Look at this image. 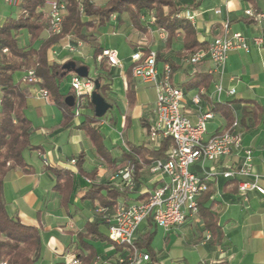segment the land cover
<instances>
[{
  "label": "crops",
  "instance_id": "crops-1",
  "mask_svg": "<svg viewBox=\"0 0 264 264\" xmlns=\"http://www.w3.org/2000/svg\"><path fill=\"white\" fill-rule=\"evenodd\" d=\"M92 1L98 5L107 2ZM176 1L186 7L183 13L195 15L192 24L200 42L210 44L223 33L224 25L228 22L232 31L240 32L249 43L248 51H229L221 76L212 72L213 63L205 58L201 65L202 72L211 78L200 87L190 84L195 69L183 56V35L179 34L168 43L167 31L156 25L151 13L142 15L138 23L132 21L127 11L113 13L107 24L96 23L84 29L89 35L88 40L69 34L49 50V58L62 65L75 61L77 65L88 66L90 77L97 71L107 73L103 83L108 86L100 93L113 107L105 116L97 118L93 107L79 104L71 84L77 74L68 72L60 75V91L64 101L67 95H76V105L71 107L75 110L73 122L65 127L63 108L49 97L45 98L39 84L30 86L26 114L33 124V148L23 152L30 171H9L4 181V194L9 203V212L18 216L24 224L37 226L40 230L42 246L35 264H66L73 257H77L81 263V255H86L92 249L97 254L93 264H119L124 254L123 249L107 240L109 223L104 216H112L115 209L104 207L99 200L92 199L90 189L94 184L101 185L108 181H115L120 186L119 179L112 180L116 170L111 162L115 160L114 165L120 164L129 147L142 145L147 150L155 148L149 141V130L156 118L157 90L153 82H144L133 76L135 62L132 55L135 53L144 56L150 50L156 51L160 74L165 64L173 65V83L183 89V110L193 122L201 112L212 111L213 118L207 122L206 138L231 126L228 117L231 111L234 121L238 120L237 128L243 146L252 150L253 165L261 175L259 184L264 188V43L258 45L254 42L255 37L264 39V19L256 20L245 13L251 7L264 12V2L200 0L190 8L189 5L196 0ZM1 4L7 7V12ZM43 10L49 11L47 3ZM17 14L18 6L0 0V25L9 16ZM98 27L109 29L110 44L102 45L95 33ZM44 35L49 36V31L46 30ZM98 41L99 45L95 46L94 43ZM28 42L29 38L22 45ZM39 44L37 42L35 45ZM67 44L75 46L76 50L71 51ZM99 47L116 49L121 66L113 67L99 56L96 58L95 52ZM90 59H93L92 63L88 62ZM68 76L66 83L64 79ZM22 78L24 74L17 75V79ZM217 82L222 83V92L216 90ZM231 89L235 90L232 95L229 93ZM197 94L200 95L199 104L194 102ZM93 117L96 118L94 125L104 135L111 161L99 155L92 139L80 128L83 122ZM152 158V155H147V159ZM73 159L76 162H72ZM154 161L151 165L144 164L128 196L120 200L142 201L149 191L168 181V176L151 171ZM241 161V154H232L205 161L204 166L201 161L191 166V170L200 176L204 177L206 171L214 174L208 179V194L200 196L198 200L204 209L197 217H189L178 226L190 230L189 234H184L176 242L190 253V257L186 254L179 257L184 264H264V193L252 190L244 197L238 189L240 177L227 178L221 174L238 166ZM59 170L64 171L58 172L61 176L57 174ZM98 208L102 212H98ZM205 212L214 217L210 225L205 219ZM89 225H93L90 232L87 231ZM156 226L147 219L140 225L136 236L152 233V244ZM166 231L170 232V229ZM152 250L154 262L147 264H163L162 256L157 257L155 250Z\"/></svg>",
  "mask_w": 264,
  "mask_h": 264
},
{
  "label": "trees",
  "instance_id": "trees-1",
  "mask_svg": "<svg viewBox=\"0 0 264 264\" xmlns=\"http://www.w3.org/2000/svg\"><path fill=\"white\" fill-rule=\"evenodd\" d=\"M200 0L194 1L190 6L194 7ZM47 0H22L18 6L17 16H9L0 25V44L8 51L0 56V87L2 90V103L0 107V261L7 264H35L41 252L42 240L40 230L37 226L24 224L18 216L11 214L8 210V202L4 194V181L7 173L12 169H21L29 172V165L26 162L23 152L32 149L31 135L33 124L27 117V99L30 95L31 87L39 84L47 89L51 101L59 104L64 111L63 125L68 127L73 122L75 116L74 108L65 104L64 95L60 91V75L62 64L49 58V50L55 43L61 41L69 34H73L80 39L88 40L89 35L84 32L85 28L107 24L113 13H130L132 21L138 23L142 15L151 13L155 18L158 27L163 28L168 33L167 42L175 40L179 34L183 35V56L195 69V76L192 78L191 86L200 87L210 81V76L202 71L203 60L191 63L189 59L198 51H207L209 44L200 42L197 31L191 20L184 12L183 7L176 0H107L106 4L98 5L92 0H67L68 12L63 23V30L60 34H50L45 36L48 30V12L43 8ZM84 15V18H83ZM92 17H95L92 19ZM23 29L29 32V42L27 45L19 43V36ZM40 42L38 46L35 44ZM104 48H97L95 57L100 56ZM105 65V64H103ZM172 69L173 65L170 64ZM34 70L39 82H29L17 79L18 74H27L29 70ZM99 68L98 70H100ZM174 70V69H173ZM109 75V74H108ZM107 73L97 71L91 78L99 79L101 83L100 92L108 86L103 83ZM91 106L94 108L91 98L85 96L81 99V106ZM229 124L232 125L234 117L229 110ZM95 117L90 121H85L80 128L85 130L92 139L98 153L105 159L111 161L109 152L104 144V135L96 125ZM150 131V130H149ZM224 132V131H222ZM221 132V133H222ZM174 145V140L168 138L164 140L159 148L147 150L144 146H131L123 154L122 162L114 165L118 169L132 162L135 165L134 182L138 179L139 173L144 164L151 165L154 160H167L169 152ZM147 155L152 159H147ZM64 171H57L59 176ZM121 181V180H120ZM132 188L121 181L120 186L115 181H108L105 184H94L91 189V197L104 207L116 209L120 199L126 198ZM209 190L202 195L208 194ZM201 195V196H202ZM148 197L146 194L145 200ZM204 209L202 202H199V212ZM207 224L214 219L213 215L204 213ZM152 223V218H149ZM155 224V223H154ZM89 225L87 231H92ZM152 233L135 239L136 245L149 253L151 262L154 252L151 248ZM109 239V237L107 238ZM120 249L123 247L118 246ZM124 250V249H123ZM96 251L90 250L86 255H81L80 264H93L96 259ZM125 255V251L124 254ZM58 264H65L64 262Z\"/></svg>",
  "mask_w": 264,
  "mask_h": 264
},
{
  "label": "built area",
  "instance_id": "built-area-1",
  "mask_svg": "<svg viewBox=\"0 0 264 264\" xmlns=\"http://www.w3.org/2000/svg\"><path fill=\"white\" fill-rule=\"evenodd\" d=\"M11 6H19L22 0H4ZM264 2V0H255ZM48 31L50 34H60L63 30V23L68 12L67 0H47ZM245 13L256 20L264 19V12L248 8ZM187 17L194 23L195 15L187 13ZM254 42L258 45L264 43L262 37H255ZM71 51L76 47L67 44ZM233 49L249 50L247 39L240 33L232 31L229 23L224 25L223 33L214 38L209 44L207 51L194 53L189 61L197 63L209 58L213 63L212 72L220 76L224 68L229 51ZM0 44V56L7 52ZM106 60L110 66H121L118 51L113 48H104L99 56ZM135 65L132 69L133 76L144 82H153L157 90V101L155 107V121L149 131V141L155 148H159L162 142L168 138L174 140V145L169 152L167 160L157 159L151 167L155 174L168 176V181L159 187L149 191L148 197L143 201L128 202L118 201L115 212L112 216L105 215L109 223L108 237L116 245L123 247V255L119 264H147L151 261L150 255L140 249L136 243V233L140 225L147 219L152 218L153 222L165 229H172L184 224L189 217L199 215V197L209 189L208 179L214 174L206 171V175L200 176L191 170V166L199 161L204 166L205 161H214L222 156L241 154L242 161L238 166L222 171L221 174L227 178L240 177L238 189L242 196L252 190L264 193V188L259 184L261 175L253 165L252 150L244 147L242 136L238 130V120L222 133L206 138L207 122L213 118L212 111L201 112L196 122H193L184 113V91L173 83V69L170 64H165L160 74L157 67V53L150 50L144 56L140 53L132 55ZM29 82H39L34 70H29L24 76ZM74 89L79 104L85 96L90 97L95 89V80L88 77L75 75L72 78ZM216 90L222 92L221 82L216 83ZM41 93L48 98V91L41 89ZM229 93H235L231 89ZM196 104L200 103V95L194 97ZM2 103V90L0 87V107ZM72 162H76L73 159ZM135 165L128 162L126 166L118 169L112 175V180H121L123 183L134 187ZM102 212L101 208L97 209ZM77 257L67 260L66 264H79ZM0 264H7L0 261ZM199 264H205L201 262Z\"/></svg>",
  "mask_w": 264,
  "mask_h": 264
},
{
  "label": "rangeland",
  "instance_id": "rangeland-1",
  "mask_svg": "<svg viewBox=\"0 0 264 264\" xmlns=\"http://www.w3.org/2000/svg\"><path fill=\"white\" fill-rule=\"evenodd\" d=\"M3 4H1L2 6ZM3 7L6 9L7 12V7L3 5ZM4 9V10H5ZM15 11V10H14ZM108 28H101L98 27L95 30V33L99 36V39L104 46L106 43L110 44V34L108 32ZM29 34L27 30H23V33L20 35L19 38V43L22 45L24 44V41H27ZM98 42L94 43L95 46L99 45ZM94 50V49H93ZM93 54V53H92ZM88 62H93V59H90ZM68 78L64 79V82L67 83ZM177 229V230H175ZM167 230V229H166ZM165 228L156 226L154 227L153 231V240L151 244V248L155 250V253L157 257L162 256L161 262L163 264H184L183 262L179 261V257H183L185 254L187 257H190V253L184 250V248L179 247V245L176 243L182 237L184 234H189V228H179V227H174L170 229V232H167ZM181 260V259H180Z\"/></svg>",
  "mask_w": 264,
  "mask_h": 264
},
{
  "label": "water",
  "instance_id": "water-1",
  "mask_svg": "<svg viewBox=\"0 0 264 264\" xmlns=\"http://www.w3.org/2000/svg\"><path fill=\"white\" fill-rule=\"evenodd\" d=\"M62 69L64 70L61 73V76L68 72H72L77 74L80 77H88L89 76V68L86 65H77L75 61H69L62 65ZM101 83L99 79H95V89L91 93V102L94 105V113L97 118H102L107 114V112L113 107L105 97L100 93ZM65 103L74 107L76 105V95L69 94L65 98Z\"/></svg>",
  "mask_w": 264,
  "mask_h": 264
}]
</instances>
